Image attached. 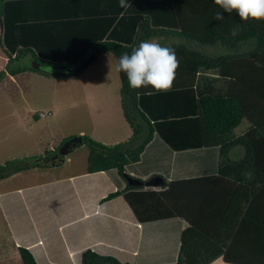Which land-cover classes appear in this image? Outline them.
Here are the masks:
<instances>
[{
    "label": "trees",
    "instance_id": "obj_1",
    "mask_svg": "<svg viewBox=\"0 0 264 264\" xmlns=\"http://www.w3.org/2000/svg\"><path fill=\"white\" fill-rule=\"evenodd\" d=\"M192 1L128 0L130 7L123 9L119 0H0V47L8 59L0 82L7 74L28 71L55 79L79 76L84 72L68 71L93 55L96 61L107 53L117 60L148 39L175 48L179 67L170 91L132 90L119 72L121 106L133 136L114 146L83 136L78 147L89 148L88 172L115 178L118 191L102 203L125 195L144 226L177 224L180 257L175 264H264V21L245 23L233 12L228 22H218L216 11L209 18L195 8L202 21L187 22ZM236 25L243 30L233 37ZM29 56L34 68L8 71L10 64ZM244 121L250 128L237 136ZM238 147L245 155L234 161L230 154ZM54 152L6 162L0 166V181L59 167L65 157L45 163ZM150 152L169 181L163 191L131 186L125 179L144 181ZM245 170L253 172V180H244ZM182 217L189 223L186 230ZM19 251L23 264H38L30 250ZM80 260L120 264L91 250Z\"/></svg>",
    "mask_w": 264,
    "mask_h": 264
},
{
    "label": "crops",
    "instance_id": "obj_2",
    "mask_svg": "<svg viewBox=\"0 0 264 264\" xmlns=\"http://www.w3.org/2000/svg\"><path fill=\"white\" fill-rule=\"evenodd\" d=\"M213 3L214 0H193L189 3L186 21L196 22V18L202 21L195 8H202L209 18L211 11H223ZM229 15L224 13L220 22H228ZM238 20L235 17L233 22ZM2 22L0 19V41ZM0 50L5 57V66L8 59L1 47ZM249 128L248 124L235 134L243 135ZM84 134L79 133L80 136ZM132 136L129 126L127 141ZM89 153L88 149L85 159L76 160L71 167L69 154L59 167L33 169L1 181L10 187L0 188V264H23L20 248L30 250L38 264H81L80 256L89 250L102 257L114 258L120 264H175L179 260L177 224L176 228L144 226L135 217L125 195L101 202L118 188L111 174L88 172ZM150 154L146 160L148 171L143 175L147 176L144 181L163 176L167 186L169 181L157 168L160 163L156 154ZM244 155L245 150L238 147L231 151L230 157L238 161ZM188 171L190 173L194 169ZM163 188L146 190L159 192ZM190 194L187 196L188 211L192 201ZM179 220L182 229L186 230L189 227L186 218Z\"/></svg>",
    "mask_w": 264,
    "mask_h": 264
},
{
    "label": "rangeland",
    "instance_id": "obj_3",
    "mask_svg": "<svg viewBox=\"0 0 264 264\" xmlns=\"http://www.w3.org/2000/svg\"><path fill=\"white\" fill-rule=\"evenodd\" d=\"M4 60L0 50V73L7 67ZM116 61L107 53L83 74L70 78L55 79L30 71L15 77L7 74L0 82V166L39 158L51 150L54 156L64 139L79 137L80 132L107 146L126 142L129 125L121 108ZM34 66L28 57L10 64L8 71ZM40 113L50 115L40 118ZM248 124L244 121L236 132ZM88 149L83 145L70 154V167L76 160H84ZM0 186L10 184L0 181Z\"/></svg>",
    "mask_w": 264,
    "mask_h": 264
},
{
    "label": "clouds",
    "instance_id": "obj_4",
    "mask_svg": "<svg viewBox=\"0 0 264 264\" xmlns=\"http://www.w3.org/2000/svg\"><path fill=\"white\" fill-rule=\"evenodd\" d=\"M214 3L223 10L215 13L214 19L217 21L224 19V13L233 12L245 23L250 20L264 21V0H214ZM119 7L127 9L130 4L128 0H119ZM242 30L240 25H236L231 29V35L235 37ZM115 67L117 72L126 75L130 89L151 87L155 92L160 93L172 89L179 60L175 48L162 45L155 39H148L132 46L130 52H122L117 58ZM241 176L245 181L254 179L251 170L242 171ZM259 186L257 184V187Z\"/></svg>",
    "mask_w": 264,
    "mask_h": 264
},
{
    "label": "water",
    "instance_id": "obj_5",
    "mask_svg": "<svg viewBox=\"0 0 264 264\" xmlns=\"http://www.w3.org/2000/svg\"><path fill=\"white\" fill-rule=\"evenodd\" d=\"M97 57L95 55L91 56L88 60L83 62L77 69L68 71L69 74L78 75L85 72L95 61ZM83 143V138L81 136L72 138L67 143H65L58 152L53 156H49L45 159V163L54 162L59 159V157H67L70 153L74 152L79 145ZM128 184L131 186H140L146 188H163L166 186V180L163 176H155L148 181H141L139 179L133 178L129 175L125 176Z\"/></svg>",
    "mask_w": 264,
    "mask_h": 264
},
{
    "label": "built area",
    "instance_id": "obj_6",
    "mask_svg": "<svg viewBox=\"0 0 264 264\" xmlns=\"http://www.w3.org/2000/svg\"><path fill=\"white\" fill-rule=\"evenodd\" d=\"M40 116H41L42 118H46V114H45V113H42Z\"/></svg>",
    "mask_w": 264,
    "mask_h": 264
},
{
    "label": "flooded vegetation",
    "instance_id": "obj_7",
    "mask_svg": "<svg viewBox=\"0 0 264 264\" xmlns=\"http://www.w3.org/2000/svg\"><path fill=\"white\" fill-rule=\"evenodd\" d=\"M47 158H48V157H47ZM60 160H62L61 157H59L58 162H59Z\"/></svg>",
    "mask_w": 264,
    "mask_h": 264
}]
</instances>
